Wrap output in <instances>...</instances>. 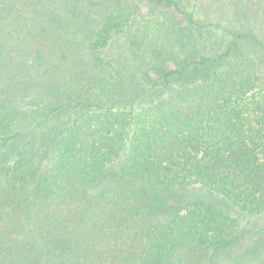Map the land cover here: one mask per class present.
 <instances>
[{
    "label": "trees",
    "instance_id": "1",
    "mask_svg": "<svg viewBox=\"0 0 264 264\" xmlns=\"http://www.w3.org/2000/svg\"><path fill=\"white\" fill-rule=\"evenodd\" d=\"M151 1L0 0V264H264V0Z\"/></svg>",
    "mask_w": 264,
    "mask_h": 264
},
{
    "label": "rangeland",
    "instance_id": "2",
    "mask_svg": "<svg viewBox=\"0 0 264 264\" xmlns=\"http://www.w3.org/2000/svg\"><path fill=\"white\" fill-rule=\"evenodd\" d=\"M125 1H127L129 4H131L130 6L133 7L132 10L134 11V13L132 15V18H130V21H139V20H142L144 18L153 17L154 14H156V13H159V15H161V17L163 19H165L167 24L163 23L159 27V30L151 35V37L154 38L153 40L157 41L160 44L161 40L165 39L166 36H170V37L173 36L172 35L173 31L170 29L171 22L167 18L169 15H171V12L169 13V11H172L169 6H167L165 4H156L155 2H153L151 0H125ZM129 1H132V3ZM176 44L179 45L180 43L177 41H174V43L171 45V49H173ZM244 46H247V44L244 43ZM252 48H253V46H252ZM201 52L203 54L208 53L207 50H203V49L201 50ZM175 55H176V51H175V49H173L170 56L168 57L169 59L163 60V61L157 60L158 64H160V65L164 64V65H168L170 67L173 66ZM255 56L258 58L257 65H256L257 73H258L259 78L264 83V55L259 53V50H258V53L255 50ZM152 76L154 77L153 74H152ZM21 126H24V122H21V124H18L16 126V129L23 130L21 128ZM23 140H24V136L21 137L20 140L19 139L16 140L15 144L21 145ZM14 151H12V152H14ZM5 159H6V161H8V160L13 161L15 159L14 153L7 152L3 156H0V160H5ZM188 189L189 190H185L183 192L185 199L195 200L194 198H203L206 196V193L204 194L200 191L193 190L191 188H188ZM230 212L232 213V215L238 217V219L240 220V222L242 224L246 223V222H251L256 227L261 226L262 225L261 221H263V219H264V214H262V215H250V214L247 215L246 213H240V212L233 210V209L230 210ZM256 236L257 235L254 234L253 232L246 234L244 237L240 238L239 241L236 244H234L232 247L225 249L224 251L220 252L219 254H216L215 256H212L209 264H231L233 262V260L235 259V256L242 253L241 251H242L244 245H247V243H250V245H251L252 243H254L256 241L255 240Z\"/></svg>",
    "mask_w": 264,
    "mask_h": 264
}]
</instances>
